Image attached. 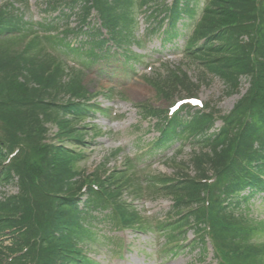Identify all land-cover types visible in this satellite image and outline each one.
Masks as SVG:
<instances>
[{
    "label": "trees",
    "instance_id": "obj_1",
    "mask_svg": "<svg viewBox=\"0 0 264 264\" xmlns=\"http://www.w3.org/2000/svg\"><path fill=\"white\" fill-rule=\"evenodd\" d=\"M155 1L159 0H69L68 7L79 8L80 30L90 24L89 18L95 13L107 37L122 44L136 26L137 7ZM181 1L182 6L177 0L170 9L161 10L165 15L162 21L167 19L171 28L180 18L192 19L194 15L193 2L197 0ZM8 12L0 9V184L14 183L17 192L0 202V237L10 231L16 238L10 247L0 241V264H7V256L18 253L22 244L30 245L29 252L16 255L8 264H90L78 257L76 249L82 226L74 197L84 181L77 177L74 165L80 156L61 146L42 143L53 126L58 141L81 143L87 133V126L81 122L90 108L76 102L85 97L79 75L43 53L51 38H34L16 50L18 39L24 35L12 34L18 26ZM91 31L94 34H84L91 37V49L97 50L106 39L96 40L101 34L93 27ZM166 34L173 35L169 31ZM93 50L89 57L96 56ZM184 55L201 68L198 80L213 75L223 83L226 96L237 93L243 79L248 88L228 113H196L191 122L184 123L188 137L199 136L198 151L190 160L194 177L178 173L180 176L154 182L173 198V214L185 213L168 227L175 230L192 220L204 222L208 215L204 203L208 201L222 211L219 217L217 211L211 216L215 217L213 239L220 245L218 252L224 262L264 264V247L244 246L261 231L246 225L240 216L226 213L221 202H214L217 197L219 200L222 195L239 194L245 189L249 194L255 191L253 188L264 189V0H210L185 41ZM177 86L190 95L198 88L181 72L172 73L157 88L162 97L168 98ZM214 118L222 125L207 135ZM173 136L166 133L165 139ZM12 148H19V153L5 166L6 154ZM172 163L177 170L185 169L183 163ZM209 172L217 179L213 185L203 182ZM116 177L96 178L100 194L93 199L88 195L85 206L100 203L103 195L117 197L118 190H109V186L117 185ZM230 245L235 248L234 254Z\"/></svg>",
    "mask_w": 264,
    "mask_h": 264
},
{
    "label": "rangeland",
    "instance_id": "obj_2",
    "mask_svg": "<svg viewBox=\"0 0 264 264\" xmlns=\"http://www.w3.org/2000/svg\"><path fill=\"white\" fill-rule=\"evenodd\" d=\"M10 1H14L13 6L21 14L23 22H41L43 24L56 22L58 27H60V31L65 24L70 25V27H74L76 24V17L73 15H70L67 21L59 20L62 19L60 18V12L68 14L66 7H60L54 11L49 10L46 6V1L48 0H28L27 7H24L20 2L15 3V0H0V5ZM165 4H168V0H166ZM151 6L154 7V4H151ZM90 21L95 28H98L96 19L92 17ZM93 21L95 24H93ZM137 21L139 22V27L130 38L132 42L124 45L121 51L127 54V58L130 57L131 53L141 56V59L137 58L138 62L130 59L126 61L125 58L116 56L110 61L116 62L107 68L104 73H99L96 65L88 68L87 71L85 70L84 84L87 86L86 88L90 94L94 95L99 92L103 93L105 90H113L114 94L120 95L122 98V100L115 99V101L112 100L110 102L104 100L101 96L95 99V103L101 108H109L110 110L106 116L93 115V122L100 129L101 135L93 141L92 146L86 153V161L81 163V166L85 167L87 172H91L107 154L116 148H120L122 152L116 161L108 165L110 167L113 164H122L124 155H143L149 147L148 143L158 136L157 132L152 130L154 120L142 119L137 107L139 104L144 103L161 111L166 110L172 101L160 99L153 88L144 81V76L157 79L159 75L165 76L167 68H179L186 72L193 82H197L198 70L195 66L180 55H173V52L167 49L171 46L169 43L161 50L160 42L165 25L161 28H156V22L154 23L152 19L147 21L146 12L139 13ZM151 28L156 29L154 34L149 33L152 30ZM178 28L180 30L179 25ZM145 33L146 36L144 35ZM83 39H85L84 36L80 35L77 38L70 36L66 40L69 43L71 42L75 47L79 46ZM181 41L179 43H182ZM109 46L111 49L109 51L110 55L117 51L111 44ZM72 58L69 57L67 61L68 65L71 66L72 62L79 63L76 59ZM127 66L130 70L125 73L123 69ZM149 67L152 68L150 74ZM247 86V82L242 80L240 94L225 97L223 95L224 87L222 83L213 78L199 85L196 96L210 108L218 109L221 113H226L231 110ZM182 94L176 92L172 95L174 96L173 101L180 98ZM112 110L115 112V117L111 115ZM219 124L217 122L216 126L218 127ZM53 132H55V129L51 130V133ZM177 146L178 142H175L165 150L159 151L153 157L145 155L143 157L144 161L140 163L139 168L145 167L146 171L154 174H172L173 170L166 165V159L173 155ZM190 151L191 148L185 146L183 153L178 159L188 161ZM13 186L0 187V199L14 194L16 189ZM133 204L143 215L151 216L153 214L154 216H158L159 219H163L172 202L166 197L156 196L154 198L147 196L146 201H144V198L138 199ZM246 207L248 208V212L245 213L248 215V218L255 222H264V194L252 196ZM187 237L188 240L193 238L191 231H188ZM260 241H264V238ZM90 244L92 250L89 252V255L100 264H215L210 255L211 249L206 250V255L201 258L198 248L191 250L190 247L186 246L177 255L173 256V253H166L162 238H154L149 233L137 235L131 231L115 232L104 223L99 222L96 227L94 241ZM185 244L187 243H184L183 246Z\"/></svg>",
    "mask_w": 264,
    "mask_h": 264
},
{
    "label": "snow or ice",
    "instance_id": "obj_3",
    "mask_svg": "<svg viewBox=\"0 0 264 264\" xmlns=\"http://www.w3.org/2000/svg\"><path fill=\"white\" fill-rule=\"evenodd\" d=\"M193 103L199 104L198 101H195V102H193ZM179 107H180V105H177V108H179ZM173 111H176V109H173Z\"/></svg>",
    "mask_w": 264,
    "mask_h": 264
}]
</instances>
